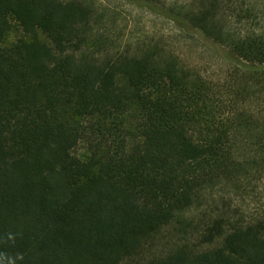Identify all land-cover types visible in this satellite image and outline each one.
<instances>
[{
    "label": "trees",
    "instance_id": "1",
    "mask_svg": "<svg viewBox=\"0 0 264 264\" xmlns=\"http://www.w3.org/2000/svg\"><path fill=\"white\" fill-rule=\"evenodd\" d=\"M124 1L0 0V262L264 264V0Z\"/></svg>",
    "mask_w": 264,
    "mask_h": 264
},
{
    "label": "rangeland",
    "instance_id": "2",
    "mask_svg": "<svg viewBox=\"0 0 264 264\" xmlns=\"http://www.w3.org/2000/svg\"><path fill=\"white\" fill-rule=\"evenodd\" d=\"M104 1L111 4L112 7H116L115 19L113 18L116 21L113 23L111 29L114 31V34L118 35V44L124 39L148 35L152 31L157 33H172V35L178 32L166 19L152 15L146 10H139L132 5H128L124 0ZM171 1L183 2L185 0ZM19 36H21V30L18 28L13 29L6 39V44L14 42ZM183 52L194 64L201 68L209 69V73L216 79H223L225 70L222 69L220 59L210 48L204 47L202 44L197 45L195 43L190 45L187 43L183 47Z\"/></svg>",
    "mask_w": 264,
    "mask_h": 264
},
{
    "label": "clouds",
    "instance_id": "3",
    "mask_svg": "<svg viewBox=\"0 0 264 264\" xmlns=\"http://www.w3.org/2000/svg\"><path fill=\"white\" fill-rule=\"evenodd\" d=\"M22 258V257H21ZM0 264H2V262H0ZM9 264H15V261L14 260H10L9 261Z\"/></svg>",
    "mask_w": 264,
    "mask_h": 264
}]
</instances>
